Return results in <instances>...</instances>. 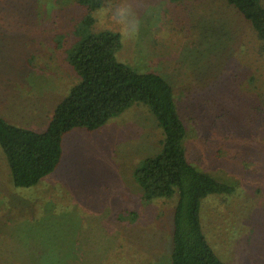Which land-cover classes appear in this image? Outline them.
<instances>
[{
    "label": "rangeland",
    "instance_id": "374dc122",
    "mask_svg": "<svg viewBox=\"0 0 264 264\" xmlns=\"http://www.w3.org/2000/svg\"><path fill=\"white\" fill-rule=\"evenodd\" d=\"M83 16L76 0H0V116L43 131L79 81L71 51L117 33L119 61L171 84L189 162L233 188L201 200L210 247L224 264H264V44L249 22L225 0H104L87 28ZM160 139L134 104L67 133L60 164L27 188L0 148V264H171L178 196L150 199L134 176Z\"/></svg>",
    "mask_w": 264,
    "mask_h": 264
},
{
    "label": "trees",
    "instance_id": "16d2710c",
    "mask_svg": "<svg viewBox=\"0 0 264 264\" xmlns=\"http://www.w3.org/2000/svg\"><path fill=\"white\" fill-rule=\"evenodd\" d=\"M104 0H76L83 11L81 27ZM251 25L264 44L261 0H225ZM121 39L110 31L90 32L77 44L68 63L79 77L56 105L43 131L19 127L0 116V148L13 184L31 187L60 164L64 136L74 128L92 131L134 104L148 107L162 130L161 151L142 159L134 176L148 198L178 196L173 216L171 264H224L201 227V200L231 193L233 188L193 166L185 148L186 126L178 113L171 84L155 72L139 73L119 61Z\"/></svg>",
    "mask_w": 264,
    "mask_h": 264
}]
</instances>
